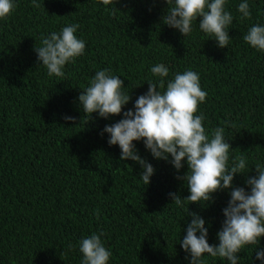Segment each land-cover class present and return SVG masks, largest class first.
Here are the masks:
<instances>
[{
  "label": "trees",
  "instance_id": "trees-1",
  "mask_svg": "<svg viewBox=\"0 0 264 264\" xmlns=\"http://www.w3.org/2000/svg\"><path fill=\"white\" fill-rule=\"evenodd\" d=\"M36 2L39 7L14 0V11L0 19V264H81L79 241L93 233H103L108 264H190V253L179 243L192 219L188 208L205 219L209 244L218 245L231 189L214 193L206 206L189 201L176 206L169 193L190 195L177 179L188 172L186 160L177 172L170 162L154 158L143 141H134L155 169L146 186L141 166L121 161L119 145H110L103 132L123 119V112L91 117L78 97L97 71L108 69L131 95L126 112L147 93L149 81L158 82L153 65L168 67L167 80L195 71L207 92L197 113L205 116L206 132L223 127L232 146L229 166L244 156L245 174L255 176V165L264 166V51L243 35L253 25L264 26V0H246L250 18L238 11L245 0H226L233 23L225 48L200 30L198 20L186 38L161 24L165 0H114L107 6L101 0ZM70 24L79 25L84 53L65 65L62 78L49 77L34 48ZM65 115L75 117L77 126ZM246 179L237 174L233 187L250 191ZM257 248L264 249V238L243 248L238 264H264L256 258ZM203 261L230 264L209 254Z\"/></svg>",
  "mask_w": 264,
  "mask_h": 264
},
{
  "label": "clouds",
  "instance_id": "clouds-1",
  "mask_svg": "<svg viewBox=\"0 0 264 264\" xmlns=\"http://www.w3.org/2000/svg\"><path fill=\"white\" fill-rule=\"evenodd\" d=\"M101 2L107 6L114 0ZM165 2L168 7L161 24L178 29L186 38L192 32L193 22L198 20L200 30L213 36L218 47H228V27L233 23V16L225 10L226 0ZM32 3L34 7L40 6L36 0ZM14 9V0H0V19L8 17ZM238 11L241 18L251 17L246 0L238 5ZM78 29V24H70L60 32L53 31L42 37L41 46H35L38 60L49 77L62 78L65 65L84 53L86 45L77 37ZM243 40L252 48L264 51V26H251L243 35ZM150 72L159 78L158 82L149 81L147 93L136 99L134 110L125 112L124 106L130 102L131 95L122 91L124 80L111 75L108 69L97 71L90 85L82 89L78 97L81 110L91 117L93 113H99L104 119L123 112V119L106 125L103 132L109 134L110 145H119L121 161L131 160L141 166L139 178L146 186L150 184L155 169L139 155L134 141H143L154 158L170 162L177 172L184 167L186 160L188 172L178 175L177 179L184 181L190 195L182 198L177 193H169L176 206L183 208L186 201L206 206L208 202H214V193L231 189L230 200L223 209L225 220L217 233L219 244H209L205 219L198 213L190 212L189 208L188 216L192 219L179 243L185 252L190 253V264H204V254L238 264V253L246 246L257 245L264 238V166L255 165V176L245 174L247 161L244 156H236L229 166L232 146L224 139L225 129L216 127L209 135L204 127L205 116L197 114L199 105L207 97L197 72L186 70L167 80L169 69L163 63L153 65ZM64 119L77 126L75 117L65 115ZM237 174L247 176L246 184L250 191L244 187H233ZM102 235L93 233L79 241V250L83 254L81 264H108L111 252L102 242ZM255 252L256 258L264 260V249L257 248Z\"/></svg>",
  "mask_w": 264,
  "mask_h": 264
}]
</instances>
